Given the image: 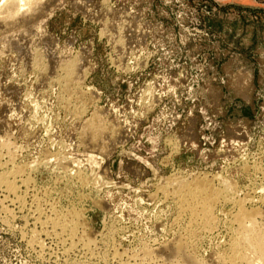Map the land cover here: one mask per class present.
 <instances>
[{"label":"rangeland","instance_id":"1","mask_svg":"<svg viewBox=\"0 0 264 264\" xmlns=\"http://www.w3.org/2000/svg\"><path fill=\"white\" fill-rule=\"evenodd\" d=\"M44 1L0 22V264H223L239 208L264 242V0ZM205 178L209 228L171 194ZM73 208L88 248L50 228Z\"/></svg>","mask_w":264,"mask_h":264},{"label":"bare ground","instance_id":"2","mask_svg":"<svg viewBox=\"0 0 264 264\" xmlns=\"http://www.w3.org/2000/svg\"><path fill=\"white\" fill-rule=\"evenodd\" d=\"M43 0H3L2 3L0 4V22H2L3 20L4 21H11L12 20L16 21V20H23V16L28 13L32 14V12L35 11V9L39 6L40 3H45L48 2V1H44L42 2ZM73 4L75 6V8L77 10H80V11H83L84 8H82V4L81 3V0H73ZM41 5V4H40ZM42 6V5H41ZM55 6V5H53ZM60 7V6H59ZM39 8V7H38ZM42 8V7H41ZM51 8V7H50ZM50 10V9H49ZM58 10V9H57ZM36 12V11H35ZM85 14V12H84ZM27 15V17H28ZM49 15V14H48ZM46 16V15H45ZM49 17L47 16V19ZM26 19V17H25ZM44 19V18H43ZM45 20H46V17H45ZM39 21L38 22V26L39 28L37 27V29H39V33L43 35V31H44V28L42 29V27L44 26L43 24L46 23V21ZM93 20V19H92ZM14 21V22H15ZM19 21L17 23H19ZM16 23V22H15ZM24 23V22H23ZM28 23V22H27ZM6 24V23H5ZM8 24V23H7ZM14 24V23H13ZM18 25V24H17ZM3 26V25H2ZM103 26V25H102ZM101 26V33L104 35V31H105V26L102 27ZM14 27V26H13ZM12 27V28H13ZM1 28V26H0ZM27 28V27H26ZM30 28V26H29ZM26 31V30H24ZM38 31V30H37ZM17 32V36L19 37L18 33H21L22 36L25 32H20L19 31H15ZM28 32V33H27ZM10 33H13L12 35L13 36V40L10 41L11 43L13 42V45L17 44L18 40L16 42L15 41V38L17 36H15L16 34L14 32H10ZM10 33L8 34V36L10 35ZM31 34L29 33V31H26V34ZM7 35V34H6ZM4 35V38L5 36ZM33 35V34H31ZM35 35V34H34ZM33 35V36H34ZM45 35V34H44ZM43 35V37H44ZM38 36V35H37ZM11 37V35H10ZM29 38L31 36H28ZM27 37V38H28ZM25 38V37H24ZM27 38L25 40H27ZM32 38V37H31ZM2 39V38H1ZM0 39V40H1ZM5 42H7V36L5 38ZM46 39V37H45ZM3 42H4V39H2ZM10 40V38H9ZM8 40V41H9ZM30 40V39H29ZM41 40H44V39H41ZM71 40V39H69ZM33 41V40H32ZM46 42L44 43H47L48 44V40H45ZM4 42V44H5ZM9 42V43H10ZM31 42V41H30ZM54 42V41H53ZM73 42V41H72ZM33 43V42H32ZM40 43V42H39ZM3 44V43H2ZM3 46H6L8 45V43L6 45ZM21 43H18V45L16 46H19ZM24 44V43H22ZM13 45L11 44V46L13 47ZM1 46V45H0ZM2 46V47H3ZM54 46V45H53ZM90 46V45H89ZM9 45L8 47H5L7 49H9ZM15 47V46H14ZM13 47L14 50H17V48L15 49ZM21 47V46H20ZM84 47V46H83ZM88 47V46H87ZM86 47V48H87ZM21 48H25L24 46L21 47ZM27 48V47H26ZM25 48V49H26ZM86 48H83L85 50H83V56L82 55H77L75 56L72 60H62V58L60 57V61L62 63H60L59 65H61L60 67L58 66V68L61 70L60 71H63L64 73V79H66V81L70 80L72 81V83L76 81H79L80 83V80L82 77H84L86 71H85V67H84V63H83V60L85 59L86 56H89V55H86L89 53V49H86ZM91 48V47H90ZM2 49V48H1ZM18 50L21 51V49L19 48ZM17 50V52H19ZM24 51V49H22ZM29 50V49H28ZM27 50V51H28ZM43 50V49H42ZM81 50V49H80ZM91 51V50H90ZM2 52V50H1ZM26 52V51H25ZM24 52V53H25ZM21 52H19L18 54H20ZM44 53V52H43ZM63 53V52H62ZM86 53V54H85ZM2 55L4 53H1ZM0 54V55H1ZM17 54V56H19ZM31 54V53H30ZM39 54V53H38ZM42 54V53H41ZM85 54V55H84ZM1 55V56H2ZM61 55V54H60ZM40 56V55H39ZM91 56V55H90ZM21 57V56H20ZM42 58V57H41ZM58 58V57H57ZM56 58V59H57ZM87 58V57H86ZM36 59V57H35ZM89 59V58H88ZM15 61V60H14ZM54 62V61H53ZM87 62V61H86ZM83 63V64H82ZM43 64V63H42ZM58 65V64H57ZM116 65V64H115ZM46 66V65H45ZM57 67V66H56ZM84 68V69H83ZM25 69V68H24ZM56 70V69H55ZM55 72V71H54ZM41 78V77H40ZM59 79V78H58ZM84 79V78H83ZM62 81V80H61ZM71 81L70 84H71ZM56 82V81H55ZM78 84V82H77ZM43 85V84H42ZM64 85V84H63ZM67 85V84H66ZM72 85V84H71ZM76 85V84H75ZM68 86V85H67ZM79 87V86H78ZM42 88V87H41ZM80 88V87H79ZM66 90V89H65ZM70 90V89H69ZM13 91V90H11ZM81 92V91H80ZM88 93V92H87ZM71 98V97H70ZM71 100V99H70ZM69 100V101H70ZM67 102V101H66ZM28 110V109H27ZM65 110V108H64ZM99 112V111H98ZM97 114V113H95ZM78 116V115H77ZM86 122V121H85ZM90 123V122H89ZM96 125V124H95ZM87 128V127H86ZM116 128V127H115ZM91 131V130H90ZM107 131V130H106ZM107 137V136H106ZM93 139V138H92ZM120 139V138H119ZM61 144V143H60ZM82 148V147H81ZM105 148V147H104ZM101 152V151H100ZM112 153V152H111ZM101 154V153H100ZM64 156V155H63ZM62 157V156H61ZM5 163V162H3ZM9 163V162H8ZM12 165V164H11ZM62 165V164H61ZM67 166V165H65ZM69 168V167H68ZM12 169V168H11ZM24 169V168H23ZM11 171V170H10ZM20 170H17L16 168H13V170L11 172H6L3 174V176H1L0 178V184L3 186V188L5 189V191L7 193H10V194H15L16 193V190H17V186L15 185V177L18 176L17 174H19ZM25 173V172H24ZM261 173V172H260ZM80 174V172H79ZM11 177H14L12 180ZM101 177V176H100ZM79 178V176H78ZM77 178V179H78ZM108 178V177H107ZM175 178V177H174ZM181 178V177H180ZM24 179V177H23ZM17 180V179H16ZM29 180V179H28ZM100 180V179H99ZM165 180V179H164ZM191 181V180H190ZM196 181V180H195ZM17 182V181H16ZM18 182H21L22 184H25L27 185V179H18ZM79 182V181H78ZM109 182V181H108ZM31 183V182H30ZM166 183V182H165ZM182 183V182H180ZM194 183V182H193ZM227 183V182H226ZM84 184V183H83ZM104 184V183H103ZM181 185V184H180ZM99 186V185H98ZM104 186V185H103ZM179 186V184H178ZM177 186V187H178ZM28 187V186H27ZM26 187V188H27ZM180 187L182 188H178L177 190H174L172 191L173 193H171L177 201L180 209L182 211H187L189 212L188 215H190V221L192 224H195V225H202L203 228H209L212 224V217H211V212H212V208H214V204L216 203V201L218 202V200L222 197L221 196V189L219 190L218 188L214 187L211 182L209 180H206L203 179V180H198L196 183L192 184H183L181 185ZM80 188V187H79ZM227 188V187H226ZM233 188V187H232ZM46 189V188H44ZM161 189V188H160ZM170 190V189H169ZM173 190V189H172ZM43 191V190H42ZM45 192V191H44ZM170 193V192H169ZM240 194V193H238ZM167 195V194H166ZM170 196V194H168ZM171 195V196H172ZM163 196V195H162ZM224 196V195H223ZM243 196V195H242ZM14 197V196H13ZM152 197V196H151ZM237 197V196H236ZM7 198V197H6ZM20 198V197H19ZM173 198V197H172ZM223 198V197H222ZM85 199V198H83ZM5 201V200H4ZM15 201V200H14ZM38 201V200H37ZM35 201V202H37ZM80 201V200H79ZM172 201V200H171ZM226 201V200H225ZM21 202V201H20ZM228 202V201H227ZM54 203H56L54 201ZM95 202H91V204H93ZM39 204V203H37ZM57 204V203H56ZM71 204V203H70ZM69 204V205H70ZM97 204V203H96ZM33 205V203H32ZM41 205V204H40ZM53 205V203H52ZM31 206V205H30ZM38 206V205H36ZM54 206V205H53ZM57 206V205H55ZM39 207V206H38ZM99 207V206H98ZM97 207V208H98ZM56 207H54L55 209ZM100 208V207H99ZM37 209V208H36ZM41 209V208H40ZM31 210V209H30ZM52 210V209H51ZM78 209L75 210V208L73 209H68V210H65V211H62V212H59V213H56V209H55V217L54 218H50V224L52 227L50 228H53V232H55L54 234H57L58 236H63L65 237L66 239H69L72 241L76 240L77 242L79 243H82V245H86V247L88 248V243L91 242V238L90 236H92L91 233H89V231L87 230L86 228V223H85V220H83L84 218H82V215L80 213V211H77ZM80 210V209H79ZM81 210H84V209H81ZM36 211V210H35ZM53 211V210H52ZM86 211V210H85ZM84 211V212H85ZM181 211V212H182ZM39 212V210L37 211ZM82 212V211H81ZM254 212V211H253ZM35 213V212H34ZM52 213V212H51ZM252 213V212H251ZM254 214V213H253ZM258 214V213H257ZM53 215V214H52ZM85 215V214H84ZM229 215V214H228ZM252 214H249L247 213V211L245 212L244 210H242V208H239L237 213H236V216H235V228H236V232L234 230V234L235 236L233 237L232 241L230 242V247H231V252H230V256L228 257L227 261L224 260L223 261V264H264V242L262 240V237L260 234H258L254 228V222H253V218H252ZM37 218V217H36ZM38 219V218H37ZM36 219V220H37ZM47 219V218H46ZM27 220V219H26ZM228 221V220H227ZM48 222V221H47ZM174 222V221H173ZM215 222V221H214ZM232 222V221H231ZM47 224V223H46ZM172 226V225H171ZM202 229V228H201ZM32 230V229H31ZM232 230V229H231ZM88 231V233H87ZM200 231V230H199ZM203 232V231H202ZM94 237V236H93ZM92 237V238H93ZM229 239V238H228ZM231 240V239H230ZM64 241V240H63ZM62 244V243H61ZM75 244V243H73ZM76 245V244H75ZM177 246H180V245H177ZM173 247H176V246H173ZM181 247V246H180ZM183 247V246H182ZM181 249V248H180ZM182 250V249H181ZM180 250V251H181ZM168 251V250H167ZM175 251V249H174ZM179 251V252H180ZM183 251V250H182ZM179 252H175L178 253ZM116 253V252H115ZM173 254V252H171ZM184 253V252H183ZM85 254V253H84ZM170 254V253H168ZM182 255V253H180ZM184 255V254H183ZM182 255V256H183ZM94 257V256H93ZM190 260H192L190 257H188ZM212 258V257H211ZM186 259V260H185ZM189 259L186 258V256L184 257V261H187L188 262L190 261ZM195 261V260H194ZM193 261V262H194ZM192 262V263H193ZM222 262V260H221Z\"/></svg>","mask_w":264,"mask_h":264}]
</instances>
